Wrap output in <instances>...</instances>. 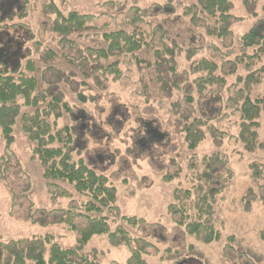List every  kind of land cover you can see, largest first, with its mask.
Listing matches in <instances>:
<instances>
[{
    "label": "rangeland",
    "instance_id": "374dc122",
    "mask_svg": "<svg viewBox=\"0 0 264 264\" xmlns=\"http://www.w3.org/2000/svg\"><path fill=\"white\" fill-rule=\"evenodd\" d=\"M50 1L56 3L64 14L77 10L95 16L92 26L75 37L78 40L82 38V43L88 46L105 45L102 37L105 32L124 28L127 10L133 3L132 0H7L2 18L6 14L9 17L22 15L24 9H27L28 15L24 19L15 16L12 23L8 20L3 24L4 31L11 34L15 41L10 39V43L9 39H4V32L0 29V39L3 40L0 43V67L11 64L9 61H16L25 68L27 59H35L39 70L31 74L39 79L46 74L49 81L55 80L54 84L63 80L67 82L66 85L62 83L67 100L72 107L84 108L86 112L85 115L81 111L76 117L80 130L83 133L91 131L86 136L87 147L75 152L76 159L84 158L109 177L117 188V205L121 216L143 218L147 222V225L133 226L120 218L116 220L115 214L113 216L105 210L111 231L121 226L133 240L145 238L152 244L143 255L146 264H264V179L259 182L254 180L250 168L254 161L264 163V148L249 151L237 138L240 135V115L237 107L228 100L238 87L233 85V79L238 74L246 75L250 67L244 61L236 67L235 75H231L235 67L225 63L241 52L239 38L263 17L264 0H260L256 6H247L243 0H231L233 35L223 41L207 37L202 27L194 26L182 15V6L194 4L197 0H178L182 6L178 5L177 17L158 16L154 19L160 17L163 21L168 20L167 42L177 43L180 48L176 56L179 72L189 71L193 61L207 58L218 62V74L229 73L226 87L220 90L217 86H211L201 95L194 83L191 91L195 101L191 106L186 103L185 93L174 88L171 91L168 68H157L155 53L148 48L138 53L137 57L121 59L125 77L119 81H109L106 91H101L91 79L82 85L80 82L84 77L62 55L59 39L52 32L54 16L44 11V6ZM109 1L116 4H105ZM167 1L140 0L139 4L151 8ZM15 23L29 27L33 36L27 35L24 28L13 29L11 26ZM127 28L132 30L129 26ZM144 29L149 30V26ZM14 42H19L18 46L23 52L15 58ZM191 46L198 48V52L189 60L187 50ZM46 50H54L55 58H43ZM245 51L251 53L252 49ZM223 53L231 54V57L222 58ZM137 59L141 63H137ZM261 60L264 63V58ZM57 69L61 70L58 72L60 77ZM67 73L77 80L73 85L68 83ZM160 74L167 79L165 87L159 79ZM202 75L190 73L188 82L193 83ZM78 92L87 96L96 94L98 99L81 104L77 98ZM251 95L264 98V73ZM176 102L181 104L182 109L187 108L189 122L200 118L203 110H206L208 118H211L208 126H216L226 131L227 135L217 131L212 135L205 129V139L196 149H189L182 131L184 123L173 107ZM72 117L67 114L59 119L57 128L74 124ZM141 119L158 123L161 133L167 134L168 138H163L150 128V137L145 136L135 143L133 136L138 134ZM14 136L13 153L7 156L0 127V158L7 157L9 160L7 180L0 179V242L51 235L54 242L63 248L76 247L77 233L57 222L59 210L68 208L72 198L52 200L44 168L38 159L32 157L33 145L22 130L21 115L14 126ZM259 139L264 142V130L259 131ZM214 153L228 158L234 178L214 206V224L220 232L219 238L205 243L189 234L184 227H179L169 214L168 206L174 202V193L178 188H191L192 178L202 171L204 158ZM194 163H197L195 169ZM169 175L174 176L173 179H165ZM54 183L71 191L78 204L87 201V197L76 193L69 183L59 180ZM36 210L52 213L44 216ZM33 215L35 218L43 216L45 221H35L30 218ZM83 253L100 264H128L132 249L126 245H112L108 236L103 234L93 236Z\"/></svg>",
    "mask_w": 264,
    "mask_h": 264
},
{
    "label": "trees",
    "instance_id": "16d2710c",
    "mask_svg": "<svg viewBox=\"0 0 264 264\" xmlns=\"http://www.w3.org/2000/svg\"><path fill=\"white\" fill-rule=\"evenodd\" d=\"M6 1L0 0V29L4 32V39H9L11 43L10 39L15 41V38L4 31L3 24L8 20L12 23L16 15L9 17L6 14L2 18ZM259 1L243 0L247 6L250 4L256 6ZM139 2L140 0H132L133 4L128 8L127 17L124 20L126 28L105 32L102 36L105 45L97 46L84 45L81 40L82 36H79L81 39H76L78 34L92 26L95 20L94 15L77 10L64 14L52 1L44 6V11L54 16L52 32L59 39L62 55L66 60L68 59V63L76 67L81 77H84L80 82L82 85H86V81L91 79L101 91H106L109 81H119L125 77L121 68V59L128 56L137 57L138 53L148 48L155 53L156 67L166 66L168 68L172 81L168 84L171 91L174 88L185 93L188 106L195 101L191 91L194 83L201 95L211 86H217L219 90L226 87L229 73L218 74L220 69L218 62L207 58L193 61L189 71L179 72L176 56L180 48L177 43L167 42L168 20L163 21L160 17L157 20L154 19L158 16L177 17L178 5L182 6L181 2L168 0L163 5L157 4L151 8H144ZM105 4L114 6L116 3L109 1ZM232 7L231 0H197L194 4L182 6L184 11L182 15L188 18L189 23L202 27L207 37L223 41L233 35ZM262 12L263 17L239 38L241 52L237 53L232 58L233 60L225 62L235 67L231 75H235L236 67L244 61L250 67L246 75L238 74L233 79L234 84H232L238 87L228 99L237 107L236 111L240 115V135L237 138L249 151L264 148V142L259 141L264 100L262 97L251 95L253 87L261 81V74L264 73V63L261 60L264 58V2ZM27 15V9H24L23 14L16 17L24 19ZM127 26L132 30H128ZM145 26H149V30H145ZM11 27L18 30L24 28L27 35L33 36L29 27L22 23H15ZM2 41L0 39V43ZM14 44H16V52L14 51L13 58L23 53L18 46L19 42H14ZM197 49L194 46L188 48L189 60L197 55ZM248 49H252V52L245 51ZM44 56L43 58L46 56H49V59L55 58L56 53L54 50H46ZM229 56L231 57V54L223 53L222 58ZM9 62L11 64L0 67V127L5 142V153L7 156L13 153L12 147L16 139L14 126L21 115L22 130L33 145L32 157L38 159L44 168V176L48 180L52 200L59 197L72 198L68 208L59 210L57 222L77 233V246L63 248L54 242L51 235L0 242V264H100L95 258L84 254L83 249L93 236L103 234L108 236L112 245H126L132 249L128 264H146L143 255L147 253V249L152 244L145 238L133 240L129 232L121 226L112 232L109 227V216L104 212L107 210L113 216L116 215V220L120 218L133 226L147 225V222L143 218L121 216L117 205V188L110 182L109 177L99 172L92 162L93 165L84 158L76 159L75 152L81 147H87L86 136H89L91 131H84V135L80 130L79 120L77 121L76 117L78 113L84 111V108H74L67 100V94L62 89L67 82L62 79L63 85L58 81L59 84H54L55 80L49 81L46 74L40 79L31 74L30 72L39 70L35 59H27L25 68L16 61ZM137 63L141 62L137 59ZM48 69H53V67ZM60 71V69L56 70L59 77L58 72ZM190 73L204 75L192 83L188 82ZM66 76L69 84L73 85L77 81L68 73ZM181 78H183L182 82ZM159 79L165 87L166 77L160 74ZM77 98L81 104H86L89 100L97 101L98 96L96 94L87 96L78 92ZM219 98L221 100L220 95ZM173 107L184 123L182 131L185 133L189 149H196L205 139V129L209 130L212 135L216 134L215 131L221 135H227L226 131L219 130L216 126H211V128L208 126L211 118H208L209 113L206 110H203L200 118H194L189 122L188 115L190 114L187 113V108L182 109L179 102L174 103ZM23 108H25L24 112ZM67 114L73 116L75 123L57 128L59 119ZM87 121L92 120L87 119ZM139 123L141 127L138 134L133 136L135 143L145 136L150 137V128L154 130V133L168 138L167 134L161 133L158 123L144 119H141ZM8 165V158L1 157L0 179L3 181L7 180ZM192 165L194 169L197 167V163ZM202 165V171L192 178L191 188H178L175 191L174 202L168 206V212L174 217L179 227H184L189 234L194 235L200 241L211 243L217 240L220 234L214 224V206L234 178V173L229 168L228 158L220 153L206 156ZM250 168L254 180L259 182L264 179V163L254 161L250 164ZM173 177L169 175L165 179L171 180ZM55 180L69 183L76 193L86 196L87 201L78 204L74 199V194L54 183ZM36 212H41L44 216L52 213L46 210H36ZM30 218L38 222L45 221L43 216L35 218L33 215Z\"/></svg>",
    "mask_w": 264,
    "mask_h": 264
},
{
    "label": "crops",
    "instance_id": "0c3cea01",
    "mask_svg": "<svg viewBox=\"0 0 264 264\" xmlns=\"http://www.w3.org/2000/svg\"><path fill=\"white\" fill-rule=\"evenodd\" d=\"M264 100V98H263ZM264 130V102H263V119H262V125L260 127V131Z\"/></svg>",
    "mask_w": 264,
    "mask_h": 264
}]
</instances>
